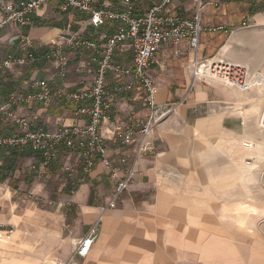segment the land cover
<instances>
[{
	"label": "crops",
	"instance_id": "crops-1",
	"mask_svg": "<svg viewBox=\"0 0 264 264\" xmlns=\"http://www.w3.org/2000/svg\"><path fill=\"white\" fill-rule=\"evenodd\" d=\"M130 1L132 15L140 17L157 0ZM198 3L203 31L197 49L185 41L164 44L149 67L158 88L155 107L143 100L137 86L115 94L117 82L107 75L111 119L129 126L162 113L148 137L153 150L135 158L136 143H124L121 132L103 123L99 135L111 165L96 164L83 175L77 148L60 145L48 166L32 154L4 171L3 161L13 146L0 147V246L14 240L17 226L30 231L28 240H39L35 216H41L51 225L41 247H26L38 259L68 264H264V0H172L166 12L191 19ZM98 4L116 11L126 6L123 0ZM60 5V0H49L32 13L30 23L0 29V59L20 54V34L28 35L38 51L34 63L0 72V104L12 93L33 92L24 79L47 80L49 99L10 106L16 115L34 117L35 131L83 126L88 120L75 114L80 102L55 92L87 86L92 79L85 67L90 51L68 49L66 75H54L44 54L56 38L77 32L97 40L99 33L113 31V22L93 28L87 14ZM114 58L131 62L129 51L118 50ZM194 59L240 64L258 73L260 83L246 92L217 81L202 83L191 76ZM20 132L0 121L1 135ZM244 139L250 140L249 149H242ZM246 155L251 162H244ZM134 160L128 187L115 207L107 208ZM37 200L58 205L61 216L38 208ZM96 220L98 232L87 255L71 257ZM7 226L13 228L9 235Z\"/></svg>",
	"mask_w": 264,
	"mask_h": 264
},
{
	"label": "built area",
	"instance_id": "built-area-1",
	"mask_svg": "<svg viewBox=\"0 0 264 264\" xmlns=\"http://www.w3.org/2000/svg\"><path fill=\"white\" fill-rule=\"evenodd\" d=\"M49 0H0V29L11 23L21 25L31 22L32 13L44 2ZM60 8H69L88 15V24L99 28L107 22H113L111 33L101 32L97 40L83 38L77 32L60 34L53 46L44 54L50 62L54 75L64 77L67 73L69 59L66 51L80 48L89 50L85 67L92 74L87 86L75 91L61 93L67 99L80 102L75 114L78 117L88 116L87 123L83 126H63L56 131L32 130V119L16 115L10 110L12 104L19 102L32 103L44 102L50 98L47 80L40 78H26L23 84L33 89L32 93H12L7 98L6 104H0V121L19 127V134L3 136L0 134V146L29 145L33 150L41 153L43 166H48L58 152L60 145L68 149H79L82 159L81 172L86 175L96 165L110 167V161L104 156V147L101 144L99 128L103 123H109L116 131L121 132L124 143H136L135 158L143 152L153 150L152 143L148 140L154 125L163 115L155 113L147 119H139L134 124L127 126L122 120H113L109 116L111 109L110 95L107 90V75L116 81L113 90L115 94L122 95L130 92L135 86L143 93V100L150 107H155V96L158 88L149 73V67L154 60L157 50L164 44L178 46L185 41L187 45L196 50L199 34L203 31L200 24V3L191 19L180 18L169 12L166 7L172 0H157L140 17L132 15L130 0H123L125 9L112 10L105 4H98V0H60ZM242 25H247L245 21ZM19 55L8 54L0 59V72L11 70L25 64H32L37 60L38 51L32 39L26 34L19 35ZM129 51L130 64L120 63L115 60L116 51ZM193 79L205 83L217 81L234 87L241 92L249 91L260 83L258 73H251L246 67L224 60L194 59L190 66ZM126 79V80H125ZM137 83V84H136ZM170 109H166L168 112ZM134 163L127 168L125 175L117 182L114 191L107 203V208L116 205L121 193L128 187ZM99 220H96L88 231L78 240L71 257H85L90 245L98 232ZM11 231L7 230L6 235ZM60 264H68L61 261Z\"/></svg>",
	"mask_w": 264,
	"mask_h": 264
},
{
	"label": "rangeland",
	"instance_id": "rangeland-1",
	"mask_svg": "<svg viewBox=\"0 0 264 264\" xmlns=\"http://www.w3.org/2000/svg\"><path fill=\"white\" fill-rule=\"evenodd\" d=\"M254 87V86H253ZM264 141V139H262ZM242 149L250 148V140L244 139L242 141ZM261 147V145H260ZM245 157V156H244ZM246 159H244V162H251L250 156L246 155ZM37 206L38 208H46L44 210H47L51 214H56L58 216H61V207L58 208V205L52 203H46L43 200H37ZM38 213V212H37ZM36 221L38 222L40 226V230L37 231V235L39 237V240L37 241H30L28 240V235H30V231H23L20 229V227H14L15 229V237L14 240L7 244L0 246V264H60L57 259L55 258H36L33 254V250H26V247H41L42 244V238L44 235L47 234V231L50 228V223L47 221H44L43 217L41 216H35ZM4 229L12 231L11 226L4 227Z\"/></svg>",
	"mask_w": 264,
	"mask_h": 264
},
{
	"label": "trees",
	"instance_id": "trees-1",
	"mask_svg": "<svg viewBox=\"0 0 264 264\" xmlns=\"http://www.w3.org/2000/svg\"><path fill=\"white\" fill-rule=\"evenodd\" d=\"M0 147H5V146H0ZM11 147V146H10ZM59 149V148H58ZM10 155L8 156V158H5L3 161V168L4 171H7L8 169H10L12 166L16 165L17 163H19V161L28 156V155H38L41 159H39V162H42V155L40 153V151L38 150H33L29 145H17V146H13L11 149H8ZM7 173V172H6Z\"/></svg>",
	"mask_w": 264,
	"mask_h": 264
},
{
	"label": "water",
	"instance_id": "water-1",
	"mask_svg": "<svg viewBox=\"0 0 264 264\" xmlns=\"http://www.w3.org/2000/svg\"><path fill=\"white\" fill-rule=\"evenodd\" d=\"M262 123L264 124V113H263V116H262Z\"/></svg>",
	"mask_w": 264,
	"mask_h": 264
}]
</instances>
